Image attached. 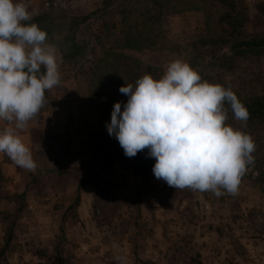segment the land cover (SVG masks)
Segmentation results:
<instances>
[{
    "label": "rangeland",
    "instance_id": "rangeland-1",
    "mask_svg": "<svg viewBox=\"0 0 264 264\" xmlns=\"http://www.w3.org/2000/svg\"><path fill=\"white\" fill-rule=\"evenodd\" d=\"M14 2L26 4L32 16L48 14L40 29L55 48L61 83L48 90L41 113L17 130L37 168H21L0 153L9 196L0 200V249L20 207L0 264H264V131L249 134L254 163L236 195L170 187L153 175L154 157L150 165L141 154L114 157L125 154L106 124L114 103L123 110L128 97L119 92L123 76L105 55L136 59L159 69L161 78L172 61L195 64L202 81L235 95L252 77H264V57L237 60L231 72L208 55L198 63L191 43L205 34L201 10L166 8L159 31L145 32L161 49L137 53L119 48L121 16L108 13L101 0ZM235 11L246 34H264V0H240ZM67 17L78 18L74 39L84 51L70 60L64 59ZM227 116L225 125L242 131ZM7 126L15 125L0 120V130Z\"/></svg>",
    "mask_w": 264,
    "mask_h": 264
},
{
    "label": "clouds",
    "instance_id": "clouds-1",
    "mask_svg": "<svg viewBox=\"0 0 264 264\" xmlns=\"http://www.w3.org/2000/svg\"><path fill=\"white\" fill-rule=\"evenodd\" d=\"M31 20L26 4L0 0V120L15 125L0 130V153L29 171L38 165L17 130L39 113L45 91L61 83L55 48L37 24L26 23ZM119 92L127 102L123 110L114 103L106 128L125 156L148 149L155 178L175 189L237 194L256 145L225 125L226 103L245 126L250 115L230 87L202 81L188 63L175 60L162 78L145 74Z\"/></svg>",
    "mask_w": 264,
    "mask_h": 264
},
{
    "label": "trees",
    "instance_id": "trees-1",
    "mask_svg": "<svg viewBox=\"0 0 264 264\" xmlns=\"http://www.w3.org/2000/svg\"><path fill=\"white\" fill-rule=\"evenodd\" d=\"M236 2H240V0H212L210 4L206 0H124V2L118 4L116 0H101V5L103 9H107L108 13H115L117 16H121L117 27L120 34L119 48L137 53L149 49H161L154 48L156 43L150 41L145 32H153L155 29L159 31V20L161 15L167 10L166 8H171L174 13H179L183 10H201L204 13L205 34L202 38L191 43V51L195 53L198 63H202L204 56L208 55V57L218 61L219 67H225L226 71L231 72L237 60L246 57H264V34L250 36L242 30L243 20L238 18L239 16L235 11ZM48 18V14L43 13L32 16V20L26 23H35L40 28L44 27V22ZM86 19L87 17L81 18L82 21ZM67 21L66 29L69 36L66 41L69 47L64 59L70 60L82 56L84 51L79 48L74 39L78 18L67 17ZM105 57L110 58L116 71L123 76L124 84L122 86L129 83L135 85V82L145 74L152 76L156 80L161 78L159 69L143 65L136 59L117 53H107ZM193 65L195 64H191V67ZM245 85L246 89L242 92V95L236 96L250 114L246 126L235 119L230 106L226 103L227 113L232 114L228 123L232 125L238 124V126L240 124L244 133L257 135L264 131V77L254 76ZM47 99L48 90L45 91V103ZM42 109L43 107L37 115L41 113ZM137 154L143 155L147 160V164H151L147 149L138 151ZM122 156L127 157L125 155H114L115 158ZM111 160L113 159L111 158ZM259 176L262 177L264 175L261 174ZM4 183L5 179L0 173V200L4 196L9 197L3 193ZM23 197L24 192L19 195L20 203H22ZM78 203L79 197L76 195L73 200V206H77ZM19 212L20 207L12 214L5 243L0 249V259L3 257L6 246L11 240L12 226Z\"/></svg>",
    "mask_w": 264,
    "mask_h": 264
},
{
    "label": "crops",
    "instance_id": "crops-1",
    "mask_svg": "<svg viewBox=\"0 0 264 264\" xmlns=\"http://www.w3.org/2000/svg\"><path fill=\"white\" fill-rule=\"evenodd\" d=\"M212 255V254H211ZM213 256V255H212Z\"/></svg>",
    "mask_w": 264,
    "mask_h": 264
}]
</instances>
